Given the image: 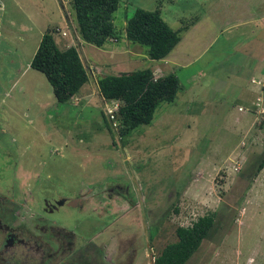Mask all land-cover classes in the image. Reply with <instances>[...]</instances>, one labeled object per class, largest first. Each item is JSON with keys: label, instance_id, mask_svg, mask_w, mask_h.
I'll return each instance as SVG.
<instances>
[{"label": "rangeland", "instance_id": "obj_1", "mask_svg": "<svg viewBox=\"0 0 264 264\" xmlns=\"http://www.w3.org/2000/svg\"><path fill=\"white\" fill-rule=\"evenodd\" d=\"M137 6L159 7L173 29L186 26L165 59L125 37ZM73 15L70 0H0L6 197L22 185L30 208L57 196L79 201L45 216L75 234V247L96 243L97 264H152L177 225L210 211L225 215L222 226L186 264H264V166L248 174L264 151V0H119L121 37L101 47L80 38ZM49 28L66 46L80 41L89 69L65 102L29 67ZM147 67L174 73L180 89L149 124L120 137L102 119L96 79Z\"/></svg>", "mask_w": 264, "mask_h": 264}, {"label": "trees", "instance_id": "obj_2", "mask_svg": "<svg viewBox=\"0 0 264 264\" xmlns=\"http://www.w3.org/2000/svg\"><path fill=\"white\" fill-rule=\"evenodd\" d=\"M118 5L119 0H70L80 38L97 47L111 38L118 40L121 31L116 30L113 22ZM185 27L173 29L162 17L159 7L137 6L130 17H125L124 34L128 40L147 45L148 56L160 60L177 45ZM54 33H59L57 28L46 29L41 34L29 67L44 75L56 101L65 102L88 81L89 69L79 54L80 41H76L77 45L66 46L64 42L56 41ZM96 84L104 122H113L104 111V100H118L119 106L113 113L117 124L112 126L120 137L139 125L149 124L158 105L173 101L180 89V81L174 73L155 77L153 69L148 67L104 74L96 79ZM253 158L255 164L248 174L256 176L264 166V151ZM174 211L177 212L176 207ZM220 215L217 211H210L188 225H177L174 230L176 239L152 256V264H186L201 244L210 241L221 228L225 215Z\"/></svg>", "mask_w": 264, "mask_h": 264}, {"label": "flooded vegetation", "instance_id": "obj_3", "mask_svg": "<svg viewBox=\"0 0 264 264\" xmlns=\"http://www.w3.org/2000/svg\"><path fill=\"white\" fill-rule=\"evenodd\" d=\"M4 156L6 154L0 155V172L5 168ZM8 165L13 167L11 171L15 177V165ZM4 181L0 174V264H97L96 243L75 247V234L71 230L47 221L45 213L58 211L66 205V197L44 199L41 209L30 208L21 200L25 196L21 190L27 187L21 185L20 192L16 190V195L6 197L10 185L7 181L4 186ZM17 188L15 185L14 190Z\"/></svg>", "mask_w": 264, "mask_h": 264}, {"label": "built area", "instance_id": "obj_4", "mask_svg": "<svg viewBox=\"0 0 264 264\" xmlns=\"http://www.w3.org/2000/svg\"><path fill=\"white\" fill-rule=\"evenodd\" d=\"M154 76L156 77L157 75H154ZM113 101H114L113 103H109L108 101L107 102L104 101V106L103 107H104V111L108 115L109 119L113 120L112 124L115 125L117 122H116V120H114L113 113H114V111L117 110V108L119 106V103H118V100H113ZM105 102H106V104H105Z\"/></svg>", "mask_w": 264, "mask_h": 264}, {"label": "crops", "instance_id": "obj_5", "mask_svg": "<svg viewBox=\"0 0 264 264\" xmlns=\"http://www.w3.org/2000/svg\"><path fill=\"white\" fill-rule=\"evenodd\" d=\"M167 57V56H166ZM178 57V56H177ZM177 57L176 58H173V59H170L169 61H173V60H176L177 59ZM165 59V58H164ZM160 60H163V59H160ZM168 64V63H167ZM156 71V69L154 70V72ZM162 74V73H161ZM160 74V75H161ZM155 75V74H154ZM157 76H159L158 74H156ZM210 91H211V89H210ZM211 93H212V91H211ZM212 95H213V93H212Z\"/></svg>", "mask_w": 264, "mask_h": 264}, {"label": "water", "instance_id": "obj_6", "mask_svg": "<svg viewBox=\"0 0 264 264\" xmlns=\"http://www.w3.org/2000/svg\"><path fill=\"white\" fill-rule=\"evenodd\" d=\"M75 202L76 201H71V202H69V203H67L68 205H75Z\"/></svg>", "mask_w": 264, "mask_h": 264}, {"label": "clouds", "instance_id": "obj_7", "mask_svg": "<svg viewBox=\"0 0 264 264\" xmlns=\"http://www.w3.org/2000/svg\"><path fill=\"white\" fill-rule=\"evenodd\" d=\"M102 98V97H101ZM105 101V100H104ZM104 103V102H103ZM117 124V123H116Z\"/></svg>", "mask_w": 264, "mask_h": 264}]
</instances>
